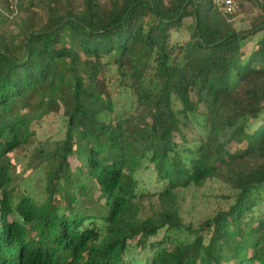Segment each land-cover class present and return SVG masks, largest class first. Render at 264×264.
Here are the masks:
<instances>
[{"label": "trees", "instance_id": "1", "mask_svg": "<svg viewBox=\"0 0 264 264\" xmlns=\"http://www.w3.org/2000/svg\"><path fill=\"white\" fill-rule=\"evenodd\" d=\"M248 1L243 30L214 0H63L0 30V264H264V0ZM48 113L62 137L32 146L27 193L9 156ZM211 178L233 202L190 230L175 190Z\"/></svg>", "mask_w": 264, "mask_h": 264}, {"label": "rangeland", "instance_id": "2", "mask_svg": "<svg viewBox=\"0 0 264 264\" xmlns=\"http://www.w3.org/2000/svg\"><path fill=\"white\" fill-rule=\"evenodd\" d=\"M62 1L63 0H13L8 5V9H5L6 3L0 0V10L3 13L2 17H0V30L5 31L13 29L15 22L18 21V18L21 17L26 10L30 9L39 15H43L47 6L56 8ZM79 1L80 0H74V2ZM214 1L216 2L217 0ZM14 3H16V13L12 9V12L10 11V5L14 7ZM236 3L239 7L233 18V25L239 30L247 29L252 15L256 12L255 7L248 0H236ZM18 6L21 8L18 9ZM189 22L190 19L183 20V28L181 32L176 35L178 39L183 40L188 38V33L184 28ZM45 110V106L41 107V112ZM35 132V135L31 137L29 143L22 145V147L16 149L9 156L14 163L13 167L17 175L16 180L18 181V188H24V191L27 193L33 190L34 183L42 184L43 182V176L41 174L37 172H28V170L22 169L25 163H28L25 167H28L29 170L34 166V154L31 153L32 146L39 142L47 141L50 143L60 139L63 132V122L59 115L48 113V115L44 116L39 121V124L35 127ZM234 195L235 191L228 184L217 178L208 179L201 186H190L185 189L175 190V200L182 223L185 227H189L190 230L197 228L202 221L212 218L218 211L226 210L233 202ZM183 235L186 234L183 233ZM132 245L134 246L133 250L135 254L144 256L148 252L140 248L135 241Z\"/></svg>", "mask_w": 264, "mask_h": 264}, {"label": "built area", "instance_id": "3", "mask_svg": "<svg viewBox=\"0 0 264 264\" xmlns=\"http://www.w3.org/2000/svg\"><path fill=\"white\" fill-rule=\"evenodd\" d=\"M12 2L13 0H9ZM219 10H221L224 14L233 15L238 10V5L236 0H217L216 1Z\"/></svg>", "mask_w": 264, "mask_h": 264}]
</instances>
